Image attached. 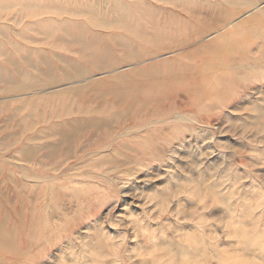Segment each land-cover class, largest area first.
Here are the masks:
<instances>
[{
    "label": "rangeland",
    "instance_id": "obj_1",
    "mask_svg": "<svg viewBox=\"0 0 264 264\" xmlns=\"http://www.w3.org/2000/svg\"><path fill=\"white\" fill-rule=\"evenodd\" d=\"M80 1L87 0H69L66 6ZM173 1L145 0L144 5L161 19L176 8ZM209 1L232 7L228 0ZM235 5L243 12L258 5L255 26L239 34L238 57L246 67H240L225 91H217L216 100L199 112L175 106L172 118L148 126L127 121L113 134L119 135L108 139L109 152L78 150L60 158V165L45 156L24 157L20 147L33 145L34 130L62 111L97 104L92 95L64 101L52 94L83 86L85 72L89 80L108 72L96 71L78 53L35 41L42 34L23 24L11 28L9 38L17 45L7 43L0 54L8 72L24 63L22 56L35 59V49L44 50L58 68L29 75L38 88L11 93L0 85V181L14 171L31 184L48 183L43 195L34 194V201L21 209L24 213L32 206L29 237L24 232L23 243L11 252L0 249V264H264V0ZM14 11L7 10L5 17ZM14 29H25V34L16 36ZM97 29L104 41L118 47L108 36L114 29ZM175 53L164 51L157 58L188 64L187 69L204 67V59L186 60ZM119 66L126 71L132 64ZM109 77L88 82L87 90L118 82L114 74ZM57 79L62 81L51 83ZM154 129L163 133L146 139L144 148L131 139ZM49 139L42 137L40 143ZM114 145H120V153ZM111 157L114 162L105 160ZM18 246L29 253L17 251Z\"/></svg>",
    "mask_w": 264,
    "mask_h": 264
},
{
    "label": "bare ground",
    "instance_id": "obj_2",
    "mask_svg": "<svg viewBox=\"0 0 264 264\" xmlns=\"http://www.w3.org/2000/svg\"><path fill=\"white\" fill-rule=\"evenodd\" d=\"M228 1L231 8L209 0H174L176 8L166 10V16L158 19L144 5L147 3L145 0H87L84 3L80 1V5L71 3L72 7L66 6L69 0H0V54L7 49V43L15 48L17 43L9 38V31L23 24L29 32L42 34L35 41L78 53L79 59L97 68L96 71L108 72L91 80L87 79L88 73L85 72L82 74L86 77L83 86L52 94L50 97L64 101H69L67 98L72 95L74 98L92 95L97 104L77 106L57 114L58 119L34 130L30 139L35 142L33 145H21L20 152L24 157L27 155L38 160L45 156L51 163L60 165L63 162L60 158L63 160L78 150L101 148L109 152L111 146L107 144L108 139L127 121L148 126L171 117L175 106H180L182 110H203L216 100L218 90L233 84V76L241 72L240 67L247 65L241 63L238 57L243 43L239 34L242 29L255 26L258 5L243 12L235 5L238 0ZM9 9L15 11L7 12L5 17ZM242 14L247 15L246 19L240 18ZM97 27L114 29L115 33L108 36H113L111 41L118 47L113 48L109 41H104ZM24 30L16 32L14 29V34L22 37ZM210 34L214 37L207 38ZM35 50V59L22 56L24 63L13 65L10 72L7 66L0 65V85L3 83L6 87L3 91L13 93L38 88L39 82L29 75H47L58 68L44 50ZM168 50H175L174 55L178 54L186 60L204 59V67L191 66L187 69L184 66L188 64L177 62L176 65L173 60L157 58L161 52ZM125 63L132 64V67L126 71L116 69ZM112 74L118 80L116 84L87 90L88 82L110 78ZM60 81L62 79L51 83ZM25 104H31V101ZM162 133V130L154 129L131 139H138L139 146L144 148L146 139L156 138ZM42 137L50 139L42 144ZM119 147L113 148L117 151ZM43 149L45 152L40 153ZM105 160L114 162L115 157ZM3 178L0 181V249L11 252L9 249L13 251L18 242L23 243L24 232L26 238L31 233L28 218L32 206L24 213L21 209L27 202L34 201V194L35 198L43 195L42 191L48 183L31 184L19 178L14 171L6 172ZM17 249L29 253L25 247L18 246Z\"/></svg>",
    "mask_w": 264,
    "mask_h": 264
}]
</instances>
